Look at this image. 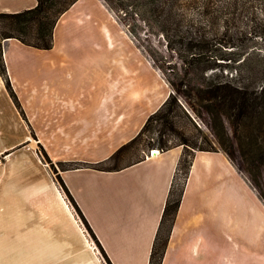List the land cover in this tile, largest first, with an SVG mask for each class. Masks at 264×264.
Returning <instances> with one entry per match:
<instances>
[{
    "label": "crops",
    "instance_id": "0c3cea01",
    "mask_svg": "<svg viewBox=\"0 0 264 264\" xmlns=\"http://www.w3.org/2000/svg\"><path fill=\"white\" fill-rule=\"evenodd\" d=\"M35 3L0 0V12ZM113 23L101 0H76L57 19L52 47L35 48L15 38L2 41L6 73L18 103L0 76V264H149L182 147L158 150L119 170L77 167L108 158L154 111L143 115V99L135 95L129 67H124L122 80L104 78L103 67H122L117 27L115 34L107 28ZM105 29L112 36L110 43ZM39 145L55 165H65L56 174L96 240L78 222L69 239L65 229L53 223L44 229L24 227L23 216L33 214V188L40 182ZM217 154L195 152L158 264H264L262 221L255 224L259 228L253 239L214 236L211 216L216 207L229 205L225 182L202 197L208 200L205 210L192 208L195 191H187L189 178L197 170V188L206 179L202 173L212 169V158L227 165ZM46 177L54 183L48 172ZM55 192L66 215L73 216Z\"/></svg>",
    "mask_w": 264,
    "mask_h": 264
},
{
    "label": "trees",
    "instance_id": "16d2710c",
    "mask_svg": "<svg viewBox=\"0 0 264 264\" xmlns=\"http://www.w3.org/2000/svg\"><path fill=\"white\" fill-rule=\"evenodd\" d=\"M75 1L36 0L33 7L16 12H0V76L16 103L18 101L10 86L2 57V41L6 38H15L35 48L52 47L53 27L59 16ZM102 1L113 8L110 0ZM176 1L179 0H144L143 4L150 6L155 18H161L164 23H168L172 22V3ZM181 1L187 9H191V13L187 15L179 14V17L184 15L186 17L178 20V22L185 20V30L181 31L182 34L177 41L183 48L182 61L186 67L170 66L171 63H167L166 66L161 65L166 67L165 70L160 68L164 71V80L171 91L157 109L147 116L136 135L120 145L108 158L97 163L77 165V167L100 170H119L144 159L143 156L125 164L119 162L123 153L138 144L150 130L153 120L161 124L160 134H170L178 138V142L170 145L163 138L158 141L160 151L178 145H181L183 149L168 190L149 264H158L160 260L167 234L183 194L179 192L174 197L176 174L183 169L184 174L189 175L196 151H222L232 162H234V154L239 152L245 172L241 168L238 170L245 173L247 180L264 201V185L262 184L264 180V83L259 75L264 74V69L261 71L262 68L246 67L247 54L238 53L232 57L227 56L216 45L217 43L233 44L234 35L238 32L242 17L246 13H249L250 17L244 21V30L262 36L264 13L262 12L261 16L258 15L253 7L257 3L263 4L264 0H186L187 5L183 0ZM166 30L162 29L161 32L166 35L168 46L170 49L178 48L170 44ZM220 60L232 62L235 74H228L227 70L224 74L223 67H216L224 63ZM177 116L187 120L201 139L198 140V136L196 139L186 136L181 127L177 126ZM195 121H198L201 127L196 125ZM204 129L208 131V135L204 133ZM149 146L152 147V144ZM40 150L43 157L52 164L41 146ZM57 179L66 198L96 240L66 185L59 176ZM168 215L171 216L170 223L166 235L161 239L165 218Z\"/></svg>",
    "mask_w": 264,
    "mask_h": 264
},
{
    "label": "rangeland",
    "instance_id": "374dc122",
    "mask_svg": "<svg viewBox=\"0 0 264 264\" xmlns=\"http://www.w3.org/2000/svg\"><path fill=\"white\" fill-rule=\"evenodd\" d=\"M143 1L144 0H110L113 6V8H110L101 0L108 13L114 19L113 25H108L107 28H109V30L113 29V33L115 34V27H117L119 44L118 58L120 66H122L118 68L103 67L104 78L111 77L113 79L117 78L122 80L123 74H125L123 69L129 67L133 70V72H129V75L134 81V92L136 97L143 99L142 107L144 115L149 109L156 110L158 103L161 101L163 102L171 91L169 85L164 80V71L160 68L166 66L167 63H171L170 66L186 67L185 63L182 61L183 48L177 41L182 34L181 31L185 30V20L179 22L178 20L188 13H191V9H187V6L183 5L181 0L172 3V22L164 23L161 18H155L150 6L143 4ZM183 1L187 5L188 1ZM253 10L261 16V13H264V2L263 4L257 3L256 6L253 7ZM182 13L185 15L179 17V14ZM249 17V13L243 15L240 23L241 26L238 28V32L234 35L233 44L222 45L221 43H217L216 45H218L217 47L227 56L232 57L238 53H242L243 55L247 54L248 63L246 67L262 68L261 71H263L264 34L259 36L255 32L252 33L244 30V21H247ZM162 29H167L166 32L167 35H169L168 38L170 39V44H173L178 48L175 47L170 49L166 40V35L164 32H161ZM109 30L105 29L104 31L110 43L112 41V36ZM220 61L224 63H221V65H217L216 67H223L225 69L224 74H226V70L229 71L228 74H235V67L232 62H229V60ZM162 68L165 70L166 67ZM259 75L260 78L262 77L263 79L262 83H264V74L260 73ZM176 122L177 126L181 127L186 136L191 139H196L198 136V140L201 139L196 130L187 122V120L177 116ZM195 123L201 127V124L198 121H195ZM160 128L161 124H159V121L153 120L150 130L146 132L138 144L133 145L123 153L119 162L125 164L137 157H145L146 154L149 155L150 150L152 149L160 150L158 145L160 138L167 140V144L169 145L178 142V138L173 135L160 134ZM203 131L208 135L206 129ZM149 143L152 144V147L149 146ZM40 146L41 145L36 148L38 155L43 162L42 164L40 163L39 169L37 170V176L38 179H40V182H38L35 187L33 185V214H24L23 225L28 228L31 225H34L35 227H38V229H44L47 223H53L55 226L57 225L60 228L65 229L67 239L74 238L72 230L75 228L76 223L78 222L82 228L84 227V223L81 218H79L75 208L66 198V194L57 179L58 175L56 173L58 168H63L65 165H60L59 163L55 165L52 161V164H50V162L43 157ZM216 152L219 157L227 162V165L221 164L222 160L219 161L217 157L212 158L210 161L212 169L209 168V170L204 171L202 175L203 178H206L203 179L204 183L209 177L212 178L213 181L209 182V179L205 184L200 183V186L202 185V187L199 186L197 188L194 183L197 180L198 174L197 170H194L189 178V185L187 186L188 192L195 191V201L192 208L195 211L205 210L207 208L208 200L203 199L202 197H206L208 195L206 192L210 191L212 188L213 192L219 190L214 189V187L220 186L221 181L225 182V188L223 190L226 193L229 205L220 208L216 207L214 215L211 216L212 223L210 222V224L213 227L215 233L214 236L216 239H253L251 235L255 234L259 228L257 226L255 227V224L259 221L264 223V210H262L258 203L253 200L250 192L255 194V196L262 202L263 206L264 201L247 180L244 173L243 160L239 155V152L234 154V162L229 160L222 151ZM240 168L243 169L244 172H240L238 170ZM46 171L49 173L54 183H51L46 179ZM188 177L189 175H185L183 169L178 171L174 182V197L177 196L179 192L183 193ZM262 184L264 185V180L262 181ZM26 187L27 186L24 185V195H26ZM55 189L62 197H64L67 202L66 204L70 206L75 219L73 216L66 215L57 199L58 196L56 195ZM24 199L23 207L26 208ZM170 219V215L166 216L161 239L166 235Z\"/></svg>",
    "mask_w": 264,
    "mask_h": 264
},
{
    "label": "bare ground",
    "instance_id": "6f19581e",
    "mask_svg": "<svg viewBox=\"0 0 264 264\" xmlns=\"http://www.w3.org/2000/svg\"><path fill=\"white\" fill-rule=\"evenodd\" d=\"M158 153H159V151H158L157 149H153V151L151 152L150 155H156V154H158Z\"/></svg>",
    "mask_w": 264,
    "mask_h": 264
},
{
    "label": "built area",
    "instance_id": "2783aa9c",
    "mask_svg": "<svg viewBox=\"0 0 264 264\" xmlns=\"http://www.w3.org/2000/svg\"><path fill=\"white\" fill-rule=\"evenodd\" d=\"M153 151V149L152 150H150V154H151V152Z\"/></svg>",
    "mask_w": 264,
    "mask_h": 264
}]
</instances>
